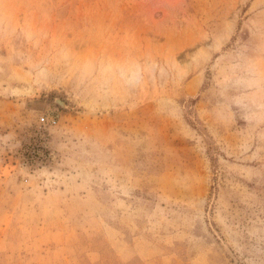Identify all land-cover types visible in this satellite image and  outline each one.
Returning a JSON list of instances; mask_svg holds the SVG:
<instances>
[{
    "label": "rangeland",
    "instance_id": "1",
    "mask_svg": "<svg viewBox=\"0 0 264 264\" xmlns=\"http://www.w3.org/2000/svg\"><path fill=\"white\" fill-rule=\"evenodd\" d=\"M0 264H264V0H0Z\"/></svg>",
    "mask_w": 264,
    "mask_h": 264
}]
</instances>
